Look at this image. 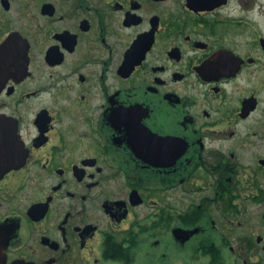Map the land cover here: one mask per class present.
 Masks as SVG:
<instances>
[{"label": "flooded vegetation", "instance_id": "obj_1", "mask_svg": "<svg viewBox=\"0 0 264 264\" xmlns=\"http://www.w3.org/2000/svg\"><path fill=\"white\" fill-rule=\"evenodd\" d=\"M0 264H264V0H0Z\"/></svg>", "mask_w": 264, "mask_h": 264}]
</instances>
